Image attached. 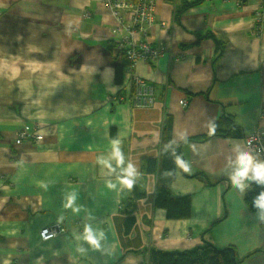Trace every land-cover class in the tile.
I'll use <instances>...</instances> for the list:
<instances>
[{
	"label": "crops",
	"instance_id": "1",
	"mask_svg": "<svg viewBox=\"0 0 264 264\" xmlns=\"http://www.w3.org/2000/svg\"><path fill=\"white\" fill-rule=\"evenodd\" d=\"M184 1H155L150 38L164 54L134 73L156 99L133 109L108 100L128 91L101 0H0V264H148L151 250L205 242L233 247L239 264H264L260 210L246 206L228 167L236 145L245 150L246 136L264 133V19L261 33L254 22L264 0H201L176 18ZM223 116L239 133L208 136ZM25 126L37 142L17 143ZM167 127L190 165L170 185L172 198L189 196L187 219L154 206L156 167L142 169L143 160H159ZM113 141L123 165L110 160ZM129 162L138 172L131 190L117 178ZM133 190L144 196L131 209ZM54 225L64 233L41 242L40 229ZM86 225L98 249L82 238Z\"/></svg>",
	"mask_w": 264,
	"mask_h": 264
},
{
	"label": "built area",
	"instance_id": "2",
	"mask_svg": "<svg viewBox=\"0 0 264 264\" xmlns=\"http://www.w3.org/2000/svg\"><path fill=\"white\" fill-rule=\"evenodd\" d=\"M109 10L114 20L113 37L116 38V47L119 55L124 59V73L126 83L124 85L127 93L125 96L113 95L109 97L110 103L127 102L131 108L149 109L155 103L154 87L137 76L134 69L139 62L155 63L164 54L162 45H154L150 38L151 28L155 22V1L156 0H101ZM261 13H256L254 22L261 33L263 22ZM184 55L180 53L174 60L180 61ZM185 100L180 102L185 105ZM30 127L25 126L17 134V143L38 141L39 135L30 132ZM244 148L259 154L264 159V133L256 130L244 138ZM64 233L59 225L43 227L39 231L41 242H46L57 234Z\"/></svg>",
	"mask_w": 264,
	"mask_h": 264
},
{
	"label": "trees",
	"instance_id": "3",
	"mask_svg": "<svg viewBox=\"0 0 264 264\" xmlns=\"http://www.w3.org/2000/svg\"><path fill=\"white\" fill-rule=\"evenodd\" d=\"M201 0H185L184 6H181L176 13V18L179 17L187 8L199 4ZM124 64L117 66L116 73L120 76L124 69ZM232 119L228 116H223L221 121L213 125L214 131L209 129L208 136L219 135L223 133H232L231 136H236L238 132L237 127H232ZM229 135V136H230ZM181 157L179 145L170 140V129L167 127L164 130L163 138L159 148V160L155 165L154 160H143L142 169L145 172H151L156 167L157 181L153 204L155 207L165 210L167 219L179 220L187 219L190 216V198L189 196H182L172 198L170 194V185L173 182L178 166L175 163L176 157ZM264 191V186H258L252 182L250 189L244 195V202L251 211L259 210L253 206L254 198ZM144 196L143 193L133 190L129 201V207L134 208L135 201ZM130 209V210H131ZM130 220H128V223ZM127 223V224H128ZM148 264H239V260L235 254L233 247H225L222 249L205 242L203 245L192 250L181 252H162L151 250L148 256Z\"/></svg>",
	"mask_w": 264,
	"mask_h": 264
},
{
	"label": "clouds",
	"instance_id": "4",
	"mask_svg": "<svg viewBox=\"0 0 264 264\" xmlns=\"http://www.w3.org/2000/svg\"><path fill=\"white\" fill-rule=\"evenodd\" d=\"M215 126L211 127V131H214ZM235 158H228V167L232 169L229 174V179L232 185L241 193H246L250 189V183L254 182L258 186H264V159L259 157V154H253L252 151L241 150L239 145H236L233 149ZM110 160H115L117 165L124 164V156L121 152L119 141L112 142V155ZM110 160L98 159L99 163H102L109 169V174L115 172L116 169L112 167ZM176 165L183 169V171H189L190 165L184 161L181 157L177 156L175 159ZM138 175L137 168L131 162L126 167L121 168V174L117 177L120 184L126 186L129 190L132 189L135 179ZM106 187L110 190L116 188V184L107 182ZM75 194H72L68 198V202L65 205L67 208H71L75 202ZM253 206L255 209H259L258 218L264 222V191H261L253 200ZM74 212H78L79 208H73ZM93 249L99 248V241L93 233L90 226H85L84 235L82 237Z\"/></svg>",
	"mask_w": 264,
	"mask_h": 264
}]
</instances>
